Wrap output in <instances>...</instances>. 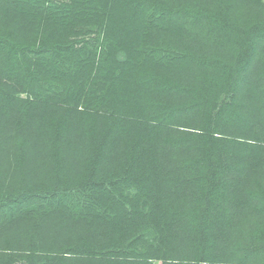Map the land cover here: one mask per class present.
Returning <instances> with one entry per match:
<instances>
[{
    "label": "trees",
    "instance_id": "16d2710c",
    "mask_svg": "<svg viewBox=\"0 0 264 264\" xmlns=\"http://www.w3.org/2000/svg\"><path fill=\"white\" fill-rule=\"evenodd\" d=\"M0 264H264V0H0Z\"/></svg>",
    "mask_w": 264,
    "mask_h": 264
},
{
    "label": "rangeland",
    "instance_id": "374dc122",
    "mask_svg": "<svg viewBox=\"0 0 264 264\" xmlns=\"http://www.w3.org/2000/svg\"><path fill=\"white\" fill-rule=\"evenodd\" d=\"M21 96H24V94H22Z\"/></svg>",
    "mask_w": 264,
    "mask_h": 264
}]
</instances>
